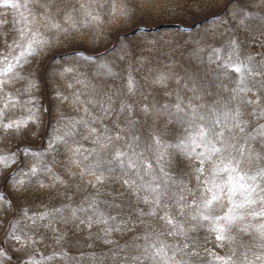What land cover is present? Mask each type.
I'll return each instance as SVG.
<instances>
[{
    "label": "rangeland",
    "instance_id": "obj_1",
    "mask_svg": "<svg viewBox=\"0 0 264 264\" xmlns=\"http://www.w3.org/2000/svg\"><path fill=\"white\" fill-rule=\"evenodd\" d=\"M74 2L42 20L32 0H0V53L26 23L50 41L0 76V264H141L160 242L167 257L143 264H223L233 250L261 264L252 235L234 227L217 241L201 218L250 209H233L243 196L224 180L213 186L196 132L231 128L237 109L249 135L264 125V0H125L115 19L94 4L98 20ZM249 223L264 221H237Z\"/></svg>",
    "mask_w": 264,
    "mask_h": 264
},
{
    "label": "snow or ice",
    "instance_id": "obj_2",
    "mask_svg": "<svg viewBox=\"0 0 264 264\" xmlns=\"http://www.w3.org/2000/svg\"><path fill=\"white\" fill-rule=\"evenodd\" d=\"M32 2L39 6L42 10V20L51 19L52 16L49 14V9L58 8L63 0H32ZM148 0H145L147 3ZM125 0H75L73 4V9L75 11L81 12L83 15L90 17L92 20H98L96 12L93 10V5L98 7H104L105 5L110 6L112 11V16L115 19L120 15L126 14V9L118 5H123ZM76 5H79V8H76ZM13 7L16 5L13 4ZM71 17H69L70 19ZM26 19V18H25ZM37 23H40L38 21ZM53 28L59 29V25L53 24ZM50 44V41L43 39L39 34V28L35 31L27 27V23L23 28L19 30L18 39L14 41L13 44L8 45V48L11 50L9 55L12 56V59L15 60V63H12V60L9 59V55H4L0 53V76L7 77L9 73L13 72L14 68L17 65H22L23 62H27L28 57L35 58L37 51L43 52V50ZM19 50V54L16 52ZM233 70L237 73L242 71V66H236ZM65 71H71V69H65ZM21 78L22 77H17ZM6 83L5 80H0V87ZM243 84V79L241 80ZM264 87V83L261 84ZM249 90L246 87H241L238 91ZM240 112L239 109L234 113V120L232 127L228 128L225 126L222 130H217V125L220 123L219 119L210 121L204 126H200L196 132V136L204 144L207 149V155L205 153H200L201 157L210 161L211 168L208 170L213 179V186L219 188V183L216 182L215 178L218 177L221 180H224L227 190L233 195L239 193L243 196L241 203H234L233 209H245L248 208L250 211H246L240 215H229L225 214L224 216H217L215 218L210 215L202 214L201 218L203 220H212L214 226L211 228V231L216 233L215 239L217 241H233L235 238L231 236V231L233 228H237L238 232L242 235H252L253 240H256V247L264 248V223H260L256 226L251 225L250 223L247 226H239L237 221H244L246 217L250 216L253 218H259L261 221H264V125H261L260 129L257 130L256 136H251L245 132L243 122L239 120ZM205 117H200V120L204 121ZM5 128H11L12 125H4ZM244 133L243 136H237L236 131ZM225 132L228 135H225ZM259 137V139H257ZM240 140H243V144L239 143ZM236 141V143H233ZM219 145V146H217ZM118 156L121 154H117ZM204 159L201 160V164L204 163ZM4 157H0V162L4 161ZM33 172L36 171L35 168L32 169ZM198 172L203 174L204 169L198 168ZM225 175L227 179H225ZM97 180L100 181L101 177H97ZM197 180H200V176H197ZM22 181L20 184L22 185ZM126 185L129 184L127 180L124 181ZM131 187V185H129ZM19 190V189H18ZM211 189L206 188L205 191H210ZM155 191V190H153ZM223 191V189H221ZM164 193H158L154 199V203L158 206L160 204V197ZM4 197L0 196V201H3ZM219 201V198L214 194L211 199L205 198L203 200L202 206L205 209L211 211L213 202ZM149 201L146 199L145 203ZM252 205H258L257 208H252ZM149 214H155L150 212ZM161 220H165L167 224L172 225L173 220L168 217H160ZM196 219V217H193ZM222 223H218L221 222ZM251 230V231H250ZM254 233V234H253ZM168 234H173L169 232ZM19 239V237H17ZM134 247H141L140 245H133ZM167 245H164L160 242L157 247L155 244H148L144 248V253L142 254L143 260H163L167 257V253L164 249ZM152 249V251H149ZM250 250V249H249ZM3 252L0 250V255ZM236 255L235 250L232 252V256H229L227 259L222 257H216L217 260L223 261V264H253L249 260L247 253H241L243 259L239 262L232 259ZM255 259L260 261L261 264H264V255H256ZM134 261L143 260L141 256L133 257ZM179 264V262H178Z\"/></svg>",
    "mask_w": 264,
    "mask_h": 264
}]
</instances>
